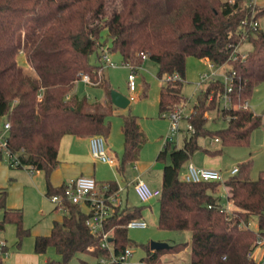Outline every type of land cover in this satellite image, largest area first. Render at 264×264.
<instances>
[{"label": "trees", "instance_id": "16d2710c", "mask_svg": "<svg viewBox=\"0 0 264 264\" xmlns=\"http://www.w3.org/2000/svg\"><path fill=\"white\" fill-rule=\"evenodd\" d=\"M103 31L106 38L102 39ZM243 40L251 44L250 49L244 56L236 49L231 56ZM105 46L136 70L144 60L142 53L158 65L159 78L177 74L178 78L160 85L158 110L162 116L186 102L182 86L188 56L206 58L216 66L228 64L235 72L231 106L220 105L223 81L208 82L197 93L186 119L194 131L184 135L181 147L167 143L156 155L164 161L157 227L188 230L190 241L154 250L147 243L145 255L129 264H160L162 253H176L188 246L189 264H259L249 252L257 237L264 239V170L251 179L252 162L242 161L238 171L223 181L226 197L235 207L230 211L219 202L221 182H189L178 173L195 150L216 155L224 146L248 145L252 131L261 124L260 115L242 108L264 82V4L253 0H0V116L9 122V154L19 161L8 165L41 171L45 194L60 196L66 210L48 235L34 237V252L43 254L52 246L60 260L47 258L46 264H69L77 253L108 260L128 246L126 224L142 217L141 205L115 207L105 223L112 237L111 249L103 248L101 236L85 225L86 214L80 205L66 199V185L55 187L50 182L63 135L105 138L109 133L105 111L72 92L80 73H87L92 85L105 86L107 102H111L105 69L99 62ZM93 52L95 64L89 61ZM19 53L28 66L19 62ZM210 110L226 120L224 127L206 128ZM121 132L123 152L116 166L120 172L126 163L136 161L146 141L135 114L122 115ZM206 136L218 138L219 146L200 145L198 138ZM167 153L169 161L165 162ZM2 157L0 150V160ZM107 182L111 189L117 187L115 181ZM6 194V189H0V231L13 223L15 246L20 248L29 229L20 209L5 206ZM251 220H255V228L249 225ZM5 251L0 246V264ZM96 264H100L98 260Z\"/></svg>", "mask_w": 264, "mask_h": 264}, {"label": "rangeland", "instance_id": "374dc122", "mask_svg": "<svg viewBox=\"0 0 264 264\" xmlns=\"http://www.w3.org/2000/svg\"><path fill=\"white\" fill-rule=\"evenodd\" d=\"M257 5H263L264 0H253ZM101 38H106V32H102ZM251 44L247 40H243L237 47V51L242 55L249 50ZM110 59L115 63V66L105 67L106 79L109 84V91L115 90L122 95L129 98V104L126 108H120L114 106L111 102H107V94L104 85H92L84 82L82 79L77 80L72 89L78 97H85L89 103L95 102L99 105L100 110L105 111V121L109 123V133L105 137V146L111 148L113 153L116 154L118 160L123 152V135L121 132L122 115L132 113L137 116L138 123L142 129L146 141L138 152L137 159L134 162H128L124 165L122 172L117 171L115 167H111L107 163L96 162L95 163V179L98 181L111 180L115 177L114 173L120 178L122 174L125 177H132L138 173H145L142 175L144 181L150 186L157 184V180L161 179L160 167L164 165L163 160H157L156 155L162 148L164 137L170 130V119L168 116H162L158 110V97L160 85L165 83V76L159 78L158 65L147 58H144L141 66L134 71L135 75V89L130 90L128 87V75L131 72L129 66L123 63L119 53H109ZM19 62L25 66L28 63L22 53L17 55ZM89 61L92 64L97 63L96 55L93 52L89 56ZM213 69L222 71L218 67L214 66ZM210 71L209 63L202 59L193 56H188L185 62V80L182 86V93L186 97V102L179 105H185V112L195 102V98L200 89L206 86L205 83L199 87L196 86V82L199 80V76ZM146 86L145 95H142L143 87ZM249 109L261 116V124L255 128L251 135L248 145L246 146H224L222 151L216 155H208L202 149L195 150L190 158L186 160L179 168V177L185 174L186 165L192 162L194 166L201 168L205 166L206 159H210L215 164L214 169H217L222 175V180L228 179L232 174L231 169L238 167L239 163L246 160H251L252 165L250 169V178L256 179L260 171L264 170V82L259 84L252 92L248 99ZM207 122L206 128L210 130H216L226 125V120L216 110H210L206 112ZM179 125L183 131H179L177 136L173 137L171 146L181 147L183 144V137L186 134V121L181 119ZM2 124L0 123V128ZM176 135V134H175ZM198 143L206 148L215 149L219 145L209 136L198 138ZM3 164L8 166L7 157L3 154ZM169 161L168 153L165 156V162ZM137 163L138 169L133 168V163ZM135 163V164H136ZM160 166V167H159ZM41 176L44 182V175L41 172ZM10 180V179H9ZM223 181L220 183L217 195L219 197L222 206H226V191L223 185ZM45 184V182H44ZM6 189V188H0ZM7 191V189H6ZM123 196V194H122ZM129 205H141L142 219L145 220L147 226L145 228H128L127 235L129 238L128 247L132 251L130 260L132 262L139 261L145 255L144 245L151 240L168 239L170 242L179 243L185 242L188 238L190 231L188 230H161L157 227V219L159 213L158 199L152 198L149 201L141 202L136 195H129ZM21 210V209H20ZM22 211V210H21ZM23 214V212H22ZM2 212L0 211V218ZM255 220H253L251 227L255 228ZM25 227H27L23 221ZM28 228V227H27ZM0 238L6 239L9 247H16V235L15 225L8 223L5 225V229L0 231ZM27 238V236L25 237ZM22 240V242L25 240ZM22 244V243H21ZM44 256L51 260L58 261L60 256L56 254L52 246L48 247L43 253ZM84 261L87 264H96L97 259L91 256L89 253H77L69 261V264H82ZM160 264L162 261L160 259Z\"/></svg>", "mask_w": 264, "mask_h": 264}, {"label": "built area", "instance_id": "2783aa9c", "mask_svg": "<svg viewBox=\"0 0 264 264\" xmlns=\"http://www.w3.org/2000/svg\"><path fill=\"white\" fill-rule=\"evenodd\" d=\"M253 26L256 25V22H251ZM236 47L233 49L231 56H234L236 52ZM109 51L107 47L101 48V57L100 60L103 62L104 66H115V63L109 57ZM142 58H145V55L141 53ZM244 56V54H243ZM129 66L131 72L128 75V87L130 90L135 89V67L129 63L123 62ZM213 65L209 62L210 71L208 73L201 74L199 80L196 82V86L201 84H207L210 81L220 79L224 83V91L220 95V105L221 107H230L232 104V98L230 93L232 92V81L235 76L234 70L228 65L223 64L216 66L219 70L213 69ZM178 78L177 74L172 76H165L166 80ZM82 79L88 84H93L90 76L87 73H80L79 80ZM38 98L41 97V92L37 95ZM185 105H177L172 111L166 112L163 116H168L170 119V130L168 134L164 137L162 148L166 146L167 143L173 142V137L177 136L179 131H183L179 125V121L184 119L186 121L187 117L191 112V108L188 112H185ZM242 108H249L248 101L243 102ZM0 123L2 127L0 128V150L7 157L8 164L17 165L18 159L15 155H10L7 149L6 136L9 129V122L3 117L0 116ZM186 133H192L194 131L193 126L186 121ZM176 134V135H175ZM215 142L218 141V138L214 139ZM91 155L95 160H98L102 163H107L109 165H114L115 160L108 153V150L105 146V139L101 135H93L89 138ZM238 171V167L231 169L230 173L234 174ZM182 179L189 182H200V181H219L222 182V175L217 169L198 168L194 166L192 162H189L186 165L185 174L182 176ZM117 184V183H116ZM64 194L66 199L70 200L73 203H78L79 205H84L87 208L85 225L88 227L89 231L93 234L101 236V247L106 249L110 248V241L112 237L110 235V230L105 229V223L108 218L113 214L115 207H122V190L123 187L117 184L115 189H111L110 184L106 182H97V180L91 175H79L74 180L65 184ZM133 191L139 201L146 202L152 198H158L161 194L160 188L151 187L146 181L142 178L137 177L133 182ZM50 200L56 202L59 206L63 207L62 199L58 195L49 196ZM127 228H145L146 222L142 219H132L126 224ZM4 242L0 243L2 247ZM264 246V239L257 237L254 241V248L249 252V256L252 257L253 251L255 248ZM91 249V248H89ZM6 253V252H4ZM132 255L131 249L127 246L125 249L118 255L110 256V259L106 260L102 257H99L97 260L100 264H111L112 262H118L119 264H129L131 263L130 257ZM259 264H264V253L262 257L257 261Z\"/></svg>", "mask_w": 264, "mask_h": 264}, {"label": "crops", "instance_id": "0c3cea01", "mask_svg": "<svg viewBox=\"0 0 264 264\" xmlns=\"http://www.w3.org/2000/svg\"><path fill=\"white\" fill-rule=\"evenodd\" d=\"M202 59L209 63L206 58ZM99 62L103 63L101 60H99ZM89 138L90 137L88 136L70 134L62 136L57 151L58 164L50 174V182L53 186L56 187L66 184L74 180L79 175L95 176V163L100 161L95 160L91 155ZM107 150L115 160V164L110 166L115 167L117 170L116 166L118 158L109 146ZM135 163H133V168L137 170L138 165ZM204 165L205 166L203 167L205 168L214 169L213 167H215V164L211 162L210 159H206ZM162 167L158 168L161 173ZM114 175L115 177L111 180L123 187V196H121L122 207L129 205V195H135L132 187L133 182L137 177L142 178V175H145V173L142 171L141 173L129 178L125 177L124 174H122L120 178L116 175V173H114ZM111 180H97V182L100 183ZM153 183L155 185H152L151 187L160 188V177L157 180V184L155 181H153ZM3 187L7 189L5 206L7 208L22 210L23 221L29 229V235L22 242L20 248L13 246L9 247L6 239L0 238V243L4 242L2 248L6 249V253L2 254V264H46V257L44 254L34 252V237L38 235H48L51 232L54 221H61L66 210L64 207L59 206L56 202L51 201L45 194L44 182L41 176V171L39 170H32L25 167L15 168L9 165L7 166L0 161V188ZM80 207L83 212L87 211V208L84 205H80ZM224 208L229 211L235 209L231 201L228 199ZM252 222L253 220L250 221V226L252 225ZM190 239L191 233L189 232L188 238L185 242H189ZM156 241L166 242L169 245L174 244V242H170L168 239H157ZM263 253L264 246L255 248L252 258L258 261L262 257ZM160 259L162 264H189V246L176 253L164 252L161 254Z\"/></svg>", "mask_w": 264, "mask_h": 264}, {"label": "water", "instance_id": "95a60500", "mask_svg": "<svg viewBox=\"0 0 264 264\" xmlns=\"http://www.w3.org/2000/svg\"><path fill=\"white\" fill-rule=\"evenodd\" d=\"M110 100L111 103L114 106L120 107V108H126L129 104V98L122 95L121 93L115 91V90H110ZM169 244L166 242H161V241H153L151 240L149 242V247L150 249H167L169 248Z\"/></svg>", "mask_w": 264, "mask_h": 264}]
</instances>
